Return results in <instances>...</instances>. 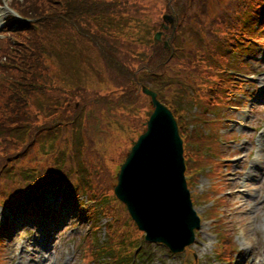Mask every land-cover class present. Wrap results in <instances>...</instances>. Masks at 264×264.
<instances>
[{
  "label": "rangeland",
  "instance_id": "rangeland-1",
  "mask_svg": "<svg viewBox=\"0 0 264 264\" xmlns=\"http://www.w3.org/2000/svg\"><path fill=\"white\" fill-rule=\"evenodd\" d=\"M1 1H3V5L5 6V3L9 4L11 0ZM24 1L25 0H23V2ZM53 1L56 6L59 4V0ZM182 1L184 2L185 0ZM199 1L201 3V0ZM177 3L178 1L173 5H177ZM189 4L192 7L191 12L188 11L183 13L178 7H170L169 4L164 1L155 2V0H144V4H141L143 11L140 13L139 17L134 18L124 16L117 22L112 21L110 26L114 31L121 34L122 45L120 46V50L123 54H127L128 66L132 70H135L133 80L136 79L138 83H143L146 86L155 89L177 109L181 108L178 102L181 99V94H190L192 87L193 91L198 94L196 103L201 110L203 103H208V100L205 97L206 93H202L201 91L207 85L206 76H199L197 78L199 80L194 83L200 84V87L194 89V83L190 84L189 79L182 77L179 74V71L170 72L164 70L151 72L145 68L137 69L138 64H145L148 58H152V60L155 59L153 53H150V49L153 34L157 29L156 24L159 22V17L163 11L170 13V9H172V14H174L176 18L180 17L176 20L174 26L176 31L179 32V35H177V37H179L175 42L172 40L168 41L169 44H173L175 48L189 44L187 38L191 41L204 40V38H206L205 28L207 27L217 26L220 30L223 29V25L219 21L220 15L218 14V10H221L223 8L222 6L213 5L212 3L207 2L204 10L206 13L200 15L203 23L194 28L192 26L198 23L192 19L198 14L201 6L200 4H196L193 0H189ZM47 5L48 4H46V6ZM223 5L227 7L229 5V0H223ZM243 8V10H234L233 14L237 16L241 15L240 18L242 19L244 28L245 20L252 17L251 14L254 12V9L248 5H245ZM45 9L49 10L44 7L43 10ZM224 9L232 10L233 8L231 6ZM2 10L3 14L1 15V19L5 13L3 7ZM190 13L196 15L189 19L186 15H189ZM91 23V27L86 25V28L90 31L97 28L93 17H91ZM0 37H3L2 27H0ZM17 38L21 40V37L15 35L11 39L13 48H16V45L18 44L14 41V39ZM165 39H167V37L163 38V40ZM261 40L264 39L261 38ZM201 46L202 43H194L193 45L191 44L188 46L186 58L191 59L192 62L194 61L192 63V68H201L203 63H205L201 58L200 51L204 52V50L201 49ZM62 48V45L60 46L54 43L53 45L44 46L41 50V55L47 63L45 64V67L39 66L35 71L36 73L49 71L47 73H50L52 78V86L57 90L53 92L52 95L44 97L38 96L36 99L35 97L32 98L31 101L34 102L33 110L41 116V121L43 122L44 127H46L48 125L50 126L53 122V118L58 116L49 115L52 108L47 107L44 102L57 99L66 100L70 95L67 91L70 90L78 92L80 96H87L88 92L93 90L90 94L91 101L88 104L86 102L82 103L80 106V117L75 120L73 126L64 127L57 123L55 127L51 128V132H48V129L44 130L38 138V143L26 156H28L30 161L33 159H41L45 164H50V162L53 161L63 166L64 169L71 173L74 181L83 184H87L88 180L91 181L89 187L92 191L91 193L97 199L96 204L98 205L96 219V224L98 226L95 230L91 231V217L89 215L87 216L84 211L86 207L91 205L89 202L82 201L83 207H80L81 201L75 200L77 209L72 208L71 213H69L68 209H61L60 216L54 224L55 227L62 225L60 217L65 212V216H62V218L65 219L63 222L64 224L58 229L52 230L50 227V221L38 219L39 215H33L30 218H27L25 213L21 212L15 206L6 205L4 197L1 196L0 203L3 204L4 209L0 208V225L6 220L9 223L8 232L3 233L5 240L4 254L5 257H7L5 260L6 264H89L90 261L91 264H103L102 261L105 262V257L108 256L110 249L102 250L101 254L95 259L87 261L88 263L82 261V254L83 257L89 253L96 254V248L92 249V251L87 249L88 239L91 238L92 243L95 242L96 245L104 243L106 239L104 223L107 216L102 215L100 208L107 204V198L110 201L109 208L116 214L117 218H119L121 222L127 224L128 227L131 225L124 207L113 196L112 186L115 182L118 166L125 155V150L130 147V139L134 138L141 132L142 123H144L147 114L151 110L150 104H148L149 100L147 96L138 90H136V99H131L130 101L137 102L132 106L126 105V107H124V104L117 103V99H111V101L108 102L102 100L99 95L103 92H111L110 95H119L122 93V88H125L124 92L129 88H134V82L132 83V86H128L130 81L125 83V81H122V78L116 76L115 73L108 71L105 67V56L100 53L99 50L95 51L94 49L92 50L91 48H88L87 50L84 49L85 51H81L78 49ZM219 48L224 52V47L220 46ZM252 55L256 61H259L254 63V66H256L255 69L257 70L256 74L249 77L254 84H251L249 81H246L247 84L245 81H241V84L234 83L235 87H231L233 90L232 95L235 96L234 100L239 103L241 102L239 109L234 113L232 112L231 116L233 117L234 115L235 118L240 121L249 122L250 128L242 129L238 123H233L229 129L230 124H225L227 126V132H232V128H236L239 132L236 130L234 131L236 134L240 135L235 136L236 134H234V137L232 136L229 139H225L223 136L220 139L221 146L222 144L224 146L223 156L226 157L232 155V152L237 151L238 153L233 155V158H236L237 160L243 159L244 156H249L250 147L255 145V139L258 140V144L261 148L259 153L264 156L263 135L260 136V139L257 136L252 135L254 140L251 139V142L247 144V136L253 128L250 121L259 117L260 121L264 122V104L256 101L259 96L264 95V92H258V89H264V48L261 45L256 46L255 53ZM3 58L4 56H2V59ZM220 59L222 61L227 60L225 56H222ZM51 60H55V62H51ZM125 64L127 65V63ZM167 68L170 70L179 69L180 66L178 64H172ZM117 77L119 79H117ZM239 79L241 78L239 77ZM120 80L122 81L121 83L119 82ZM84 88L87 89V92L78 90ZM241 90H244V92L240 93L239 91ZM199 91H201L202 94H199ZM230 92L232 91H228V96L230 95ZM228 96L226 97V100L228 99ZM90 98L83 97L82 99L87 101ZM72 100H75L77 103L81 102V98L77 95L70 99L69 102ZM188 100L189 96H186L183 101L185 102ZM125 102H128V99ZM226 102H228V100ZM222 105H224V103ZM251 107H254L253 110L250 109ZM211 109L214 110L215 108L211 107ZM221 109L222 112H224V108ZM198 110L199 109L196 107V111ZM44 114L46 116H44ZM191 114L192 112L188 113V115ZM202 115L203 114L200 115V119L197 121L199 124H196V122L191 126H194V128L196 125L203 126V130L205 131L204 140L207 145L204 144L203 140H199L201 137L196 136H194L191 142L194 144V153H196L195 150L200 147V151L203 150L201 153L205 154L206 152L207 155H212L211 151L217 147L219 137L209 135L207 132L208 129H210L212 121L217 120V117L213 112H207V116L205 117ZM125 120L128 121L126 122ZM226 122L227 121H225V123ZM110 132L111 134L107 135ZM61 133L62 140L60 137ZM242 133H245V136H242ZM104 137L116 140L110 144V141L104 140ZM119 139L129 140H126V142H123L122 146H120ZM201 158L202 157L200 156V159ZM213 158L218 159L214 154ZM214 163H216V161H214ZM75 164L76 167L79 168L80 175H78ZM198 164L204 166L206 163L200 162ZM227 165L229 166L230 164L227 163ZM201 166L198 168H201ZM239 166L240 165L233 163V169L231 170L232 173L227 174L231 178V182H233V172ZM206 167H210V164L207 163ZM0 170L6 175L10 173L11 166L8 160L2 163ZM196 170L197 169L195 168L194 172ZM220 172L221 170H215L214 174H216V176L213 175V177H218L221 181L216 179L213 186L207 185L206 178L199 177V183L204 184L205 186L207 185L205 193L201 194L200 197L203 200H207L209 198L208 195H210L214 200L224 199V202L221 200L222 203L231 206L227 208L229 213L226 216L228 218L223 219V221L221 223L218 222V224L217 220H214L211 223L207 219L202 221L199 238H197L191 245L194 253H196L195 256L202 257L205 255L211 247V244H208V242H212L211 235H215V232L218 235L219 230L224 231V228L230 227V224L232 223L236 228H241L244 225L247 226L246 224H250V230L245 229L244 237L240 230L234 235V241L240 248L239 242H243V240L247 239L248 242L255 247L254 249L256 252H259L261 249L262 254H260L259 258H256V260H258V264H264V198H262L264 195V171L258 175L259 177L256 180L251 183H246L245 186L244 183L242 184V180H236L238 188H248L247 191L241 192L243 197H241L242 199L239 200V203L231 200V198H236L233 195L229 196L228 188L231 187L229 184L230 181H228L229 179L226 177L224 169H222V176ZM199 175L200 174L195 173V180L198 179ZM191 180L192 176L190 175V181ZM197 185L195 184L194 188H201V186ZM237 190L238 189H235V191ZM231 194H233V190ZM48 198L51 199L49 202L50 205H59L61 202V198L58 199L57 197L50 195L47 196V199ZM260 199L263 200L260 202ZM72 203L73 199H68L67 201L61 202L60 205L64 208L65 205H71ZM51 208L53 209V207ZM214 212L216 211H213L212 213ZM243 217L248 220L246 224ZM37 219L38 222L35 223L34 221ZM43 234H46L48 240L38 243V240ZM48 245H52L51 248H53L54 252H50V248H44V246L48 247ZM144 246L146 250L153 252L156 256L151 264H177L182 258L180 255H166L160 251L161 246L158 243L144 242ZM204 248L207 250L205 251ZM230 249H237V247L233 245ZM34 250L36 251V254L32 257ZM37 251L41 252L37 253ZM42 251H44V254L45 251H47V256L39 263ZM11 253L14 254L12 260L9 258ZM244 255L245 254L241 251V253L236 256L235 264H255V254H250V252H248L246 258Z\"/></svg>",
  "mask_w": 264,
  "mask_h": 264
},
{
  "label": "trees",
  "instance_id": "trees-1",
  "mask_svg": "<svg viewBox=\"0 0 264 264\" xmlns=\"http://www.w3.org/2000/svg\"><path fill=\"white\" fill-rule=\"evenodd\" d=\"M188 1L185 0L183 5L179 4L176 7L183 13L191 12L192 7ZM125 2L127 0H120L119 3L123 6V9L126 5ZM12 3L25 14L36 17L37 24L19 23V28L21 25V29L14 35L21 37V40L19 38L14 39L18 43L16 48H13L11 38L4 39L0 48V167L6 160L9 161L11 166L8 175L0 170V191L6 189L8 196L12 194L14 199L23 202L26 206L25 210L30 212L37 209V201L40 200V196L45 191L55 190L65 183V173L67 171L63 166L53 161L50 164H45L41 159L30 161L26 155L38 143V138L44 130L48 129V132H51V127H54L57 123L64 127L73 126L76 118L79 116L80 106L83 102L88 104L91 101L90 94L93 90L85 96L90 99L85 101L81 98V102H78L79 104L75 100L67 102L63 99L44 102L47 107L52 108L49 115L58 116L53 118L50 126L44 127L41 116L33 110L34 102L31 99L34 97L36 99L38 96L52 95L57 89L55 90L52 86V78L50 73H47L49 71L37 73L35 71L39 66L45 67L47 63L41 55L42 49L35 52L32 56L29 54V51H34V48L43 40L49 45H53L54 43L60 45L64 41L73 42L76 38L68 39V37L74 36L80 27L84 32L87 33L89 31L93 36L101 38L99 42L93 41V44L99 51L103 42L112 44L115 50H117L118 41L111 34H109V37L106 36L98 28H94L91 31L86 28V23L87 26H92L89 17L98 13L102 0H59L57 6L53 0H25L24 2L13 0ZM46 4L48 5L46 6ZM199 4L201 9L197 15L193 13L186 15L189 19L196 15L192 20H195L197 23L202 20L200 15L203 14L206 8V3ZM229 4L233 9H226L223 14H219V21L223 25V29L220 30L217 26L207 27L205 28L206 38L203 37L204 40L196 41L197 44L202 43L201 49L204 50V52L199 50L201 58H205V63H203L201 68H192L194 61L192 62L191 59L186 58L188 44L181 45L179 46L180 48H175L173 44H170V49L162 45L158 51L153 53V56H155L154 60L148 58L145 64L139 63L137 69L145 68L151 72L179 70V74L182 77L195 81L200 76L202 69L210 70V62L215 60L217 52H225L227 57L231 59L232 52L236 51L240 54L244 50L243 46L249 40L254 44L258 43L257 39L259 35H252L259 29H253L251 26L249 28V25L248 28H243L241 15L237 16L233 12L237 9L243 10V7L248 5L256 12V15L252 16L257 24V28L264 27V0H230ZM44 7L49 10H43ZM118 10L108 9L107 12ZM76 44L81 45V41ZM220 46L224 47V52L219 48ZM72 47L82 49L75 45H72ZM180 50L183 51L179 52ZM2 56H4L3 59ZM105 57V67L108 71L115 73L125 83L130 81L128 86H132L135 70H132L128 66L127 54H123L118 49L111 55L105 54ZM180 58H182V61ZM51 62H55V60H51ZM172 64H178L180 68L172 70L167 68ZM182 64L189 68H181ZM239 66H237L238 69H240ZM213 68H216V66ZM185 69H189V71L184 73ZM134 84V88H129L126 92L120 94L118 98L116 97L118 104L127 99L128 102L125 103H128V105L136 103L130 102L131 99H136L137 82H134ZM67 92L69 94L72 93L70 91ZM101 99L105 100L106 98L101 96ZM44 116L46 115L44 114ZM195 135L201 136L199 140L204 139V134H202L200 127L192 130L185 139L186 157L192 156V152L194 154V148L192 149L188 141L192 140ZM60 137L62 140V133ZM106 202L108 204L104 205L103 210L110 217V220L107 222L109 238L105 242V245L101 246V249L109 248L111 251L106 264H144L143 260L140 263L137 261L142 258V256H139L140 252L137 250V241L139 240V236L141 237L140 232L132 221H130V227L121 222L116 214L110 210L108 198ZM87 241V249L92 251V249L98 248V246H91L90 240ZM95 256L96 254L89 253L85 255V259L89 260Z\"/></svg>",
  "mask_w": 264,
  "mask_h": 264
},
{
  "label": "water",
  "instance_id": "water-1",
  "mask_svg": "<svg viewBox=\"0 0 264 264\" xmlns=\"http://www.w3.org/2000/svg\"><path fill=\"white\" fill-rule=\"evenodd\" d=\"M142 90L150 95L154 109L122 164L114 192L147 240L180 251L193 240L191 216L183 211L189 201L182 142L170 110L157 100L156 92L145 86Z\"/></svg>",
  "mask_w": 264,
  "mask_h": 264
},
{
  "label": "bare ground",
  "instance_id": "bare-ground-1",
  "mask_svg": "<svg viewBox=\"0 0 264 264\" xmlns=\"http://www.w3.org/2000/svg\"><path fill=\"white\" fill-rule=\"evenodd\" d=\"M0 16H1V12H0ZM203 23V20H201L200 22H198V24L193 25L192 27L196 28V26L198 27L199 25H201Z\"/></svg>",
  "mask_w": 264,
  "mask_h": 264
}]
</instances>
